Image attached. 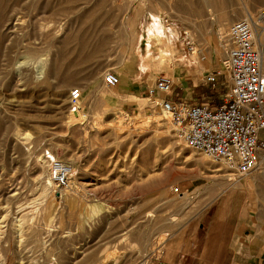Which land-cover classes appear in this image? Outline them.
Wrapping results in <instances>:
<instances>
[{"label":"rangeland","instance_id":"1","mask_svg":"<svg viewBox=\"0 0 264 264\" xmlns=\"http://www.w3.org/2000/svg\"><path fill=\"white\" fill-rule=\"evenodd\" d=\"M186 1L0 0V264H161L163 239L197 208L176 187L234 177L187 146L169 113L158 121L160 99L127 98L123 85L104 83L124 56L121 35L135 5L153 9L163 26L146 55L151 87L161 74L197 71L203 56L221 68L228 28L264 10V0ZM228 88L223 77L193 98L216 104ZM54 160L72 168L61 194L47 184Z\"/></svg>","mask_w":264,"mask_h":264},{"label":"crops","instance_id":"2","mask_svg":"<svg viewBox=\"0 0 264 264\" xmlns=\"http://www.w3.org/2000/svg\"><path fill=\"white\" fill-rule=\"evenodd\" d=\"M177 4L179 7L190 5L186 0H178ZM195 4L201 6L202 1H196ZM137 6L143 7L133 6L126 17L127 32L121 35L125 40L121 50V55L124 56L116 71L120 78L119 85L124 86L127 98L142 97L150 93L153 70L146 65V55H152L157 45L154 41H149L147 31L154 20L153 9L146 7L138 10ZM172 21L175 22L168 17L169 24ZM171 35L173 38V31ZM206 59L203 56V63L195 61L197 71L181 69L173 79L171 94L166 97L193 105L199 103L195 101L193 94L202 95L208 92V88H216L223 77L215 75L214 81L207 79L208 73L217 70V64ZM203 85L207 87H201ZM202 99L210 101V96ZM212 104L215 105L213 102ZM256 172L240 179L221 172L216 176L211 174L213 176L209 178L195 177L182 185L179 192L182 195L190 194L197 208L163 239L157 262L264 264V185L257 178L258 174L255 175Z\"/></svg>","mask_w":264,"mask_h":264},{"label":"built area","instance_id":"3","mask_svg":"<svg viewBox=\"0 0 264 264\" xmlns=\"http://www.w3.org/2000/svg\"><path fill=\"white\" fill-rule=\"evenodd\" d=\"M259 28L264 29V10L235 21L222 38L227 55L221 68L208 73L207 79L214 81L215 75L226 78L229 88L223 102L213 105L203 100L190 105L168 98L174 86L168 75L160 76L149 93L161 100L187 146L221 162L237 179L262 169L259 155H264V61L257 42ZM104 83L117 87L119 75L106 72ZM70 97L74 105L78 104L80 89H72ZM71 170L60 160L50 164V179L58 194L68 186Z\"/></svg>","mask_w":264,"mask_h":264},{"label":"bare ground","instance_id":"4","mask_svg":"<svg viewBox=\"0 0 264 264\" xmlns=\"http://www.w3.org/2000/svg\"><path fill=\"white\" fill-rule=\"evenodd\" d=\"M206 1V0H205ZM209 1H214V0H209ZM207 2V1H206ZM247 12L248 11V9H245L244 10V12ZM237 16V15H236ZM157 19H159L158 17L157 18H155L151 23H150V25H149V37H148V39H149V41H154V42H159L160 41V37L154 32V31H156V30H159L160 28H162L163 26H162V23H160V21H158ZM240 20V19H239ZM171 30L172 29H174V28H170ZM262 31V32H261ZM256 33H257V42L259 43V41H260V43H259V48L261 49V51H262V55H263V61H264V29H261V28H259V29H257V31H256ZM190 38V37H189ZM192 38V37H191ZM169 40L171 41V37L169 38ZM150 43V42H149ZM263 45V46H262ZM262 46V47H261ZM219 49V48H218ZM174 50V49H173ZM218 51V50H217ZM196 53V51H194L193 52V54H195ZM218 54H219V52H218ZM154 59L156 60V58L154 57ZM170 60V59H169ZM41 71H43V70H41ZM177 72V71H176ZM176 75V74H175ZM178 81V80H177ZM119 86H121V85H119ZM130 88H132V87H130ZM133 89V88H132ZM106 97V96H105ZM106 98H108V97H106ZM72 113H73V115L74 116H78V110H77V107H75V105H73V109H72ZM168 114V112L164 109V113H163V115L162 116H160L161 118H159L158 119V121L159 122H161V123H165V122H167V120L169 119L167 116ZM170 117V116H169ZM259 157H260V163H261V166L262 165H264V155L263 154H260L259 155ZM262 177H263V179H264V169H263V171H262V175L258 178V179H262ZM262 182H264V181H262ZM47 184L48 185H53V183H52V180L50 179V177H48L47 178ZM264 184V183H263ZM57 192V191H56Z\"/></svg>","mask_w":264,"mask_h":264}]
</instances>
